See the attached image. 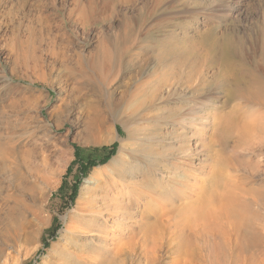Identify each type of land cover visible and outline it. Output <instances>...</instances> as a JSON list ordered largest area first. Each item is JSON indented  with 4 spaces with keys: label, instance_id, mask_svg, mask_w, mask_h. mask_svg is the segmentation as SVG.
<instances>
[{
    "label": "rangeland",
    "instance_id": "1",
    "mask_svg": "<svg viewBox=\"0 0 264 264\" xmlns=\"http://www.w3.org/2000/svg\"><path fill=\"white\" fill-rule=\"evenodd\" d=\"M155 1L0 0V76L8 74L14 84L26 89L24 98L20 91L9 87L0 93V138L4 143L0 148V264L129 263L132 255L126 252L120 258L111 249L124 240L127 249L135 246L136 240L143 243L149 225L146 222L138 226L131 220L135 215L139 217L141 205L128 202L120 183L107 179L97 189H86V181L92 179L95 169L110 166L118 154L119 136L126 135L120 122L123 108L132 102L127 91L139 82L138 71L143 66L159 72L157 81L166 72L183 77L187 83L184 87L198 78L202 80L205 104L200 115L208 120V136L203 141L207 147L203 159L198 161L205 164L202 174L213 177L211 186L217 190L234 187L243 191L248 206L259 210L261 217L264 215V190L253 184L256 176L264 175V127L256 126V130L250 118L254 112L264 113V0H189L191 4L183 2L188 0H160L154 4ZM83 8H94L95 12L90 19L84 15V21H77ZM181 8H186L185 12ZM203 10L213 18L207 20ZM189 13L194 16H187ZM170 30L176 31L180 45L169 51L160 44ZM99 51L102 54L96 61L100 58L101 71L96 75L86 62ZM63 54L85 59L75 64L74 72L62 61ZM28 96H35L36 104L27 102ZM171 109L166 107L167 111ZM42 119L61 124L60 128H53L59 134L56 141L26 134L41 125ZM245 122L252 127L246 129ZM247 130L252 137L245 135ZM247 143L253 148L252 153L247 150ZM112 167L117 169L115 164ZM212 187L208 189L211 191ZM86 208L117 210L121 219L126 218L109 228L112 238L107 254L100 255L99 248L91 251L84 242L77 248L82 254L76 261L73 237L68 234L64 241L63 230L66 223L73 229L92 228L95 221L84 212ZM254 216L252 220L262 227L264 219ZM202 239L199 238L201 244L206 240ZM263 242L264 239L255 244L258 247L251 244L256 249L250 247V264L263 263ZM140 244L136 247L138 253ZM234 248L228 255L232 264H241L236 253L241 254L242 246Z\"/></svg>",
    "mask_w": 264,
    "mask_h": 264
},
{
    "label": "bare ground",
    "instance_id": "2",
    "mask_svg": "<svg viewBox=\"0 0 264 264\" xmlns=\"http://www.w3.org/2000/svg\"><path fill=\"white\" fill-rule=\"evenodd\" d=\"M53 1L55 2V0ZM159 2L160 0H156L154 4L159 3ZM183 2L190 3V1L189 2L183 1ZM191 6L194 7L195 5L194 6L191 5ZM80 7L82 6H79V8ZM85 8L81 10L80 15L78 14L79 17L77 18L78 19L77 21L81 20L82 22L84 21L83 19L84 15H86L87 18H89L92 16L93 12H95L94 8L93 9L91 8L85 9ZM183 12H185V10ZM73 13L75 14V12ZM212 13H215V12H212ZM202 14L206 16L207 20H211V18H213L209 12L208 13L204 12V10ZM188 15H190V13L187 14V16ZM192 16L194 15H190V17ZM169 32L164 36V39L162 40L160 44L165 50H169L170 48L173 49V48H176V46L180 45L179 40H177L179 37L176 36L175 34L176 31L171 32L170 30ZM155 43L158 45L157 42ZM101 54L102 53L99 51L96 55H93L91 58H89V61L86 62L87 66L88 67L91 66V69L94 71L96 75H98L100 73L99 71H101L100 60H99L100 58L96 61V58H98V56ZM81 59H85L84 56L78 55L77 59L75 58L73 59L63 54V57H62V61L65 63V65L68 66L69 70H72L74 72L77 71L75 68L76 67L75 64L80 63ZM111 59H113L112 56H111ZM94 60L97 63H95ZM168 69L169 68L167 67V70L166 69L165 70L168 71ZM156 71L157 70L153 68H149V67L147 68L144 66L140 67V70L138 71L139 72L138 75H140L139 82H137L133 86V88L131 87L127 91V96L132 100V102L130 101L126 103L123 108L124 117L120 120V122L122 123L124 130L126 131V135L125 137L119 136L120 146H119L118 154L112 159L111 165L109 163L110 166L100 168L98 170L95 169L92 175V179L86 181V184H87L86 189H87V186L91 187L92 189L93 188L97 189V187L107 179L111 181V183H115V184L120 183L121 185H123L124 188L122 191H124V193L127 194V196L130 199L129 201L128 200L127 201L130 203L133 202V203L139 204L142 207L140 211V215L137 213L139 217H136L135 215L132 217V219L131 218L130 219L132 221H135L134 223L138 224V226L142 224L145 225L146 222H147V225H149L148 231H147L148 233H146L145 238H142V240L144 239L143 243L141 244L139 243L141 239H139L140 240L139 242L138 240H136L137 241L136 243L135 241L134 242L132 241V243H135L136 245L133 247H129L127 249L125 247L127 246L125 245V243L127 242H125L126 240H124L125 243L124 242H122L123 244L116 243L117 245L115 247H112L113 249L111 250L113 251L115 250L114 252L116 256L117 257L119 256L120 258H122L126 254V252L132 255V258L129 257L130 258L129 263H126L125 261H123V264L124 263L126 264H167L168 261L166 259L168 258L172 259V261L170 260L171 262L168 264H207V263L208 264H232L231 255H228V252L229 251L231 252V250L233 251L234 246L240 245L242 246V250H241V254L240 252L236 251L237 252L236 254L239 253L237 260L241 261V264H250L251 262L250 256L253 255L250 253V249H251L250 247H253V245L251 246V244L254 243V247H255L257 243L260 244L264 239V238L262 239V235L264 234V231L262 228L264 225L260 227L259 225L260 223L257 222L258 224H255V222L253 221L255 218L254 219L252 218L254 215H256L257 217H261V212L259 210L258 211L253 210L252 204H251L252 208L248 206L247 202L249 201H247L248 199L247 197H245L247 195H245L243 191L237 190L238 188L225 187L222 190L220 189L217 190L216 188L218 187L213 188L211 186V184L214 183L213 177L206 176L205 178L204 175L202 174L203 166L205 164L203 162L198 163V161L203 159L205 155V147L207 146L204 147V142H205L204 138L208 136V135L206 136V130H208L207 129L208 120L204 121L201 116L202 114L200 113V110L204 108L203 106L205 104V96L204 94H202V89L204 87L202 86L203 82H201L202 80L197 77L198 78V79L196 78L197 80L195 81L192 80L193 83H191L190 85L189 84L185 85L186 87H184V84L186 82L182 79L183 78L182 76H181L182 78H176L175 77L176 75L172 76L171 73H167V72L166 74L163 75L164 76L162 77L163 80L160 78V81H157V77H159L158 75L159 72L157 73ZM0 78H1L0 93L3 89H6L9 87L11 89L20 91L22 93L21 94L22 97L24 98L23 95L25 94L26 89L23 90V87L20 88L19 85L14 84L13 83L14 80L12 81V79L8 77V74L3 75L2 77L0 76ZM99 79L101 80V78ZM190 80H187V81L190 82ZM98 83L100 84V81ZM28 95H30V93ZM34 97L28 96L27 98L26 97L25 98L27 102L35 103L37 99ZM170 106L172 107V109L167 111L166 107H170ZM210 113L212 114L211 111ZM215 115H214L215 117H218L217 114ZM246 116H248V114ZM2 117H3V114H2ZM250 118L252 119L250 120L252 121L253 126L255 127L258 126L260 128L264 127V113L262 114L260 112L259 114L258 112L257 113L254 112L251 114ZM243 123H244V120H243ZM245 125L246 126L244 127H247L248 125L246 129L250 128V126L252 127V125L249 126V124L246 122H245ZM54 127L58 129L61 127V124L58 122H51V121H46V120L44 121L42 119L41 125H38V127L35 126V129L30 128V130L26 131V134H29V136L32 135L36 139L43 138L46 136V138L50 139V142H51V139H54L56 141L58 139L59 134L57 130H53ZM258 127H256L255 129L257 130ZM242 129L243 128L239 130H242ZM261 130L264 131V128ZM242 132L243 131H241V133ZM246 132L247 133L245 134L244 132V134L247 135L249 138L251 136L250 131L247 130ZM251 132H254V131H251ZM241 133H239L238 136L241 135ZM260 134H262V132H260ZM3 144L4 143L1 137L0 138V148H2ZM209 146L210 145H208V147ZM250 146H251L250 143H249V147L247 143V147H246L247 150L250 149ZM252 149L249 150V153L251 152ZM247 156L248 155H246V157ZM114 164L117 165L116 170L113 169L112 167V165ZM208 172H213V171L209 170ZM246 173H247V169H246ZM206 174L208 175L209 173H205V175ZM248 174L250 175V173ZM230 175L232 176L231 173ZM236 176L238 177V175ZM258 176H259V173H258ZM136 177L140 178L139 181L132 183L131 180H134V178ZM239 178L240 177H238V179ZM255 178H257V180L253 181V184L255 183L258 189L264 190V175L260 177L256 176ZM241 179L242 178H240L239 180ZM208 186L212 187L213 189H211L210 191L208 189ZM92 191L94 193V190ZM94 196L95 195H93V197ZM259 196L261 197L262 194ZM115 202L117 203V201ZM255 202L257 201L255 200ZM130 205L132 204H129V206ZM83 208L84 207H82V210ZM84 212L87 213L89 218H92L91 219L92 221H95V223L93 222L94 224L91 223L92 228H90L89 230H82V229L79 230L75 228L76 229L75 230L73 229L74 228L73 226H67L68 223H66V226L63 230L64 241L67 240L69 235H72L73 237L72 243L74 244L76 248L75 253H74V257L76 261L81 259V254H82V252L81 253L78 252L77 248H79L80 247L79 245L84 242H87V244H89L90 246L89 248L91 249V251H95V249L99 248L102 252V254L100 255H103L104 253L107 254V252L111 248L109 243H111L110 239L112 238V236L110 235L111 233H110L109 228L112 226L114 222H117L122 217L120 215L121 213L119 214L117 210H111V209L103 211V210H98V209L90 210L86 208ZM131 214L133 213L131 212ZM262 217L261 219L263 220L264 218ZM99 218L102 219L101 222H98L97 219ZM123 218L125 219L126 217H123ZM123 218L121 220H123ZM262 222L264 223V220ZM71 224L69 223V225ZM131 225L129 227L134 226V225L132 226ZM132 237H131V240L134 239V237L133 238ZM122 238L120 240H122ZM199 238L200 239L203 238L206 240L202 239L203 244H201L199 242ZM208 239L210 243L207 241ZM139 244L141 245V251L138 253L136 252L137 251L136 247L138 248ZM202 247L206 249L207 252L206 251L205 252L207 254L204 252L206 255H204L203 253L204 250L202 251ZM254 247L252 248V250L256 249ZM91 251L89 250V252ZM95 256L97 257V255ZM253 258L255 257L253 256ZM262 259H264V257H262ZM94 260H95V257H94ZM256 262H258V260H256ZM259 264H261L260 261H259Z\"/></svg>",
    "mask_w": 264,
    "mask_h": 264
}]
</instances>
